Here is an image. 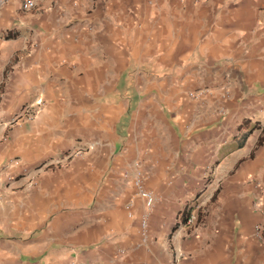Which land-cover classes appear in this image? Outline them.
Wrapping results in <instances>:
<instances>
[{
	"label": "crops",
	"instance_id": "crops-1",
	"mask_svg": "<svg viewBox=\"0 0 264 264\" xmlns=\"http://www.w3.org/2000/svg\"><path fill=\"white\" fill-rule=\"evenodd\" d=\"M23 1L0 5V264H264V0ZM154 116L174 147L143 240L119 153Z\"/></svg>",
	"mask_w": 264,
	"mask_h": 264
},
{
	"label": "rangeland",
	"instance_id": "rangeland-1",
	"mask_svg": "<svg viewBox=\"0 0 264 264\" xmlns=\"http://www.w3.org/2000/svg\"><path fill=\"white\" fill-rule=\"evenodd\" d=\"M151 122H152L151 126L142 127L140 124L141 123L140 119L135 121V124L130 134L127 137H123L122 139L121 142L122 146L119 155H121L123 159H125L126 157L130 162V165L127 168L125 167V169L123 170L124 174L130 177V179L132 180V176L134 175V173L139 171L144 186L150 189L154 193L156 197V201H155L156 204L158 196L156 195L154 189L158 190L160 185L157 181L158 164H159V160L163 158V154H164L163 150L162 151L159 150L158 142L159 140L168 141L171 148H173L174 140H172L171 136L167 133V129L164 128V126L162 125L164 124L163 120H160L157 116H154V119H152ZM125 146H127L130 150L125 152V148H124ZM119 148L120 146L118 145V149ZM81 152H83V149L81 150ZM126 153L127 155L125 156ZM171 153H173L172 150ZM75 155H77L76 150L74 152H71L70 157L72 158ZM132 188H133L132 198L133 200L138 199L137 200L138 208L141 210L138 216V224H139V218L142 215V213L145 212V209L142 205L141 199L135 194V189L133 184H132ZM218 188L219 185H217L216 189H214V192H216ZM201 189L203 191L205 189V186H202ZM188 204L189 206L187 205L188 207L186 210H188V214H189L188 217H189L192 214V211L195 207V202L194 200L191 199ZM202 207L204 208L205 206L202 205L198 208L199 217L197 216L198 214H196L195 216L196 219H200V217H203L205 212L202 211ZM151 210L149 211V214ZM134 216L135 215H132L130 217H134ZM138 226L140 227V224Z\"/></svg>",
	"mask_w": 264,
	"mask_h": 264
},
{
	"label": "built area",
	"instance_id": "built-area-1",
	"mask_svg": "<svg viewBox=\"0 0 264 264\" xmlns=\"http://www.w3.org/2000/svg\"><path fill=\"white\" fill-rule=\"evenodd\" d=\"M4 1L5 0H0V5H2ZM21 7L23 10H29L35 7V2L33 0H24ZM203 92H204L203 90L194 92V93L190 92L189 95L193 97H198V96H201ZM30 108L31 106L28 107L25 111L29 116L33 113V111L31 112ZM91 147H92V144L88 146V149ZM76 152L77 154L81 153V149H78ZM13 163L17 164L18 163L17 159H15ZM132 184L134 186L136 196H138L141 199L142 205L145 209V212H143L139 218L140 234H141L142 239L145 240L146 234H147L149 211L153 208L155 201H156V197L150 189L144 186L143 180H142V177L139 171L135 172L134 175L132 176ZM128 215L132 216L133 212L129 211ZM195 218L196 217L193 214H191L189 217H187L185 223L191 224L193 220H195ZM254 230H255V234L258 237L262 238L263 232H264V222L255 225ZM70 264H73V263H70Z\"/></svg>",
	"mask_w": 264,
	"mask_h": 264
}]
</instances>
